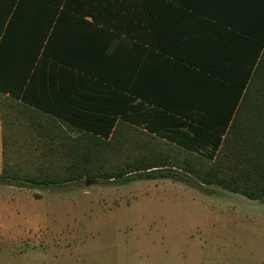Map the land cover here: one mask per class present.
<instances>
[{
  "label": "crops",
  "instance_id": "crops-1",
  "mask_svg": "<svg viewBox=\"0 0 264 264\" xmlns=\"http://www.w3.org/2000/svg\"><path fill=\"white\" fill-rule=\"evenodd\" d=\"M68 1L51 24L17 3L0 24L1 174L7 151L38 150L37 112L105 134L144 112L220 110V69L250 59L258 0Z\"/></svg>",
  "mask_w": 264,
  "mask_h": 264
},
{
  "label": "rangeland",
  "instance_id": "rangeland-1",
  "mask_svg": "<svg viewBox=\"0 0 264 264\" xmlns=\"http://www.w3.org/2000/svg\"><path fill=\"white\" fill-rule=\"evenodd\" d=\"M136 130L120 161L152 146ZM39 154L7 151L4 167L63 170L62 159ZM181 172L191 183L97 179L27 188L0 179V264H264V203Z\"/></svg>",
  "mask_w": 264,
  "mask_h": 264
},
{
  "label": "trees",
  "instance_id": "trees-1",
  "mask_svg": "<svg viewBox=\"0 0 264 264\" xmlns=\"http://www.w3.org/2000/svg\"><path fill=\"white\" fill-rule=\"evenodd\" d=\"M2 1L0 24L16 3L18 9L33 6L46 12L51 24L65 0ZM36 17L40 21V13ZM249 42V60L228 64L227 71L220 69V110L144 112L139 118L129 116L105 134L84 127L69 134L51 116L45 117V128L40 124L44 117H38L43 114L36 111L38 116L31 120L40 136L33 144L40 151L38 157L62 159L63 170L32 175L4 167L0 179L27 188L97 179L111 184L160 179L189 184L184 171L204 185L264 203V0H258L257 22ZM143 123L142 129L139 124ZM134 128H141L136 131L152 146L146 153L120 161L121 153L131 149L129 133Z\"/></svg>",
  "mask_w": 264,
  "mask_h": 264
}]
</instances>
